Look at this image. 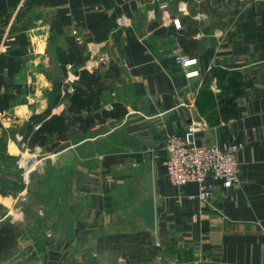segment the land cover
<instances>
[{
    "label": "crops",
    "instance_id": "1",
    "mask_svg": "<svg viewBox=\"0 0 264 264\" xmlns=\"http://www.w3.org/2000/svg\"><path fill=\"white\" fill-rule=\"evenodd\" d=\"M71 42L81 65L60 57ZM179 48L197 63H178ZM82 68L108 75L103 105L124 114L56 152L24 146L35 114L67 108ZM0 113V226L17 227L1 264H264V0H0ZM192 121L198 144L240 145L239 186L216 182L209 202L166 172L168 136ZM150 169L155 231L121 214ZM53 173L68 195L52 204L70 211L33 200Z\"/></svg>",
    "mask_w": 264,
    "mask_h": 264
},
{
    "label": "trees",
    "instance_id": "2",
    "mask_svg": "<svg viewBox=\"0 0 264 264\" xmlns=\"http://www.w3.org/2000/svg\"><path fill=\"white\" fill-rule=\"evenodd\" d=\"M80 45L71 42L69 52L60 49V57L64 63L71 62L72 65H81L83 58ZM79 78L73 83L72 92H67L68 106L61 113L52 114L51 107L45 113L35 114L31 119V125L38 127L26 136L28 146L34 149L37 146L45 151L56 152L60 149L63 141L70 134L79 130L87 132L97 123L106 121L110 117H119L125 110L118 104L111 109L105 108L102 96L106 89L107 74L99 71H90L87 68L77 70ZM63 82H57L55 87V98L53 105L60 101ZM33 125L31 127H33ZM17 227L10 222L0 226V255L7 253L15 236Z\"/></svg>",
    "mask_w": 264,
    "mask_h": 264
},
{
    "label": "built area",
    "instance_id": "3",
    "mask_svg": "<svg viewBox=\"0 0 264 264\" xmlns=\"http://www.w3.org/2000/svg\"><path fill=\"white\" fill-rule=\"evenodd\" d=\"M169 1L164 3L167 6ZM180 27L178 19L175 20ZM81 40L80 36L77 37ZM175 58L183 67L189 68L197 63L196 58L185 55L179 48ZM107 55H100L97 62L103 63ZM195 75L196 71L188 72ZM3 116L0 113V118ZM201 124L192 121L183 130L175 132L167 138L168 156L166 160V172L170 181L176 186H184L190 182L199 184L198 198L209 202L214 194L216 182H222L225 187H238L240 184V161L238 152L240 145L232 143L198 144L196 132ZM24 146H28L27 140L22 138ZM1 264V259H0Z\"/></svg>",
    "mask_w": 264,
    "mask_h": 264
},
{
    "label": "rangeland",
    "instance_id": "4",
    "mask_svg": "<svg viewBox=\"0 0 264 264\" xmlns=\"http://www.w3.org/2000/svg\"><path fill=\"white\" fill-rule=\"evenodd\" d=\"M31 153H34L33 151ZM29 158V155H27ZM26 158V160L28 159ZM41 157H38V160H40ZM33 160V159H32ZM35 159H34V163H30V161L27 162L28 165H32L35 164ZM48 164L49 162H45V164ZM64 173H53L52 174V178L54 179V183H52V179L51 177H47V178H38V181L36 180L34 182L35 184V188H36V192H34V201H39L40 203L42 202V205L39 206L40 208V212H46V211H52V207L54 208L55 211H61V210H66V211H70V209H73L74 206L72 205H67V204H61L58 206H53L54 204H52L54 201L60 199V197L64 198V195L67 194L68 192H65V181L66 179L63 178L65 177ZM33 182V181H32ZM47 202V204H46ZM52 204V206L49 204ZM31 204L27 206V208H31ZM51 207V209H50ZM131 206H128L127 208H129Z\"/></svg>",
    "mask_w": 264,
    "mask_h": 264
},
{
    "label": "water",
    "instance_id": "5",
    "mask_svg": "<svg viewBox=\"0 0 264 264\" xmlns=\"http://www.w3.org/2000/svg\"><path fill=\"white\" fill-rule=\"evenodd\" d=\"M144 193L133 206L122 210L121 214L128 218L141 220L144 227L156 230V196L154 184V171L150 169L143 182Z\"/></svg>",
    "mask_w": 264,
    "mask_h": 264
},
{
    "label": "bare ground",
    "instance_id": "6",
    "mask_svg": "<svg viewBox=\"0 0 264 264\" xmlns=\"http://www.w3.org/2000/svg\"><path fill=\"white\" fill-rule=\"evenodd\" d=\"M33 159V160H32ZM28 161H30V163L32 162V163H34V158H28ZM26 162H27V160L25 161V165H26V167H27V164H26ZM30 166V165H29ZM29 170V169H28Z\"/></svg>",
    "mask_w": 264,
    "mask_h": 264
}]
</instances>
